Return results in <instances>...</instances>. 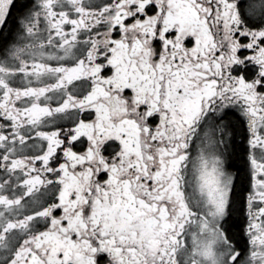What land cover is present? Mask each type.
Here are the masks:
<instances>
[{"label":"snow or ice","instance_id":"6c2138e0","mask_svg":"<svg viewBox=\"0 0 264 264\" xmlns=\"http://www.w3.org/2000/svg\"><path fill=\"white\" fill-rule=\"evenodd\" d=\"M0 264H264V0H0Z\"/></svg>","mask_w":264,"mask_h":264}]
</instances>
